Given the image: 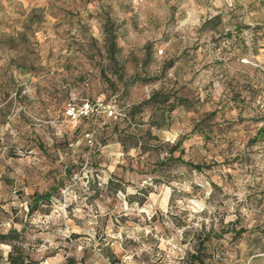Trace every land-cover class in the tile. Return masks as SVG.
I'll use <instances>...</instances> for the list:
<instances>
[{"label": "rangeland", "instance_id": "obj_1", "mask_svg": "<svg viewBox=\"0 0 264 264\" xmlns=\"http://www.w3.org/2000/svg\"><path fill=\"white\" fill-rule=\"evenodd\" d=\"M9 229L24 264H264V0H0Z\"/></svg>", "mask_w": 264, "mask_h": 264}, {"label": "trees", "instance_id": "obj_2", "mask_svg": "<svg viewBox=\"0 0 264 264\" xmlns=\"http://www.w3.org/2000/svg\"><path fill=\"white\" fill-rule=\"evenodd\" d=\"M183 102L184 99H180ZM176 105H173L174 108ZM41 200V203L47 202L49 200L48 193H41L37 196V199L34 202V205H29V211L38 210L37 202ZM16 233L15 229H9L7 233L0 232V242L8 243L11 246V250L8 252L7 259H4L0 254V264H24V257L21 256V253L18 251V248L15 246L13 238L11 235ZM194 251L190 253L188 262L185 264H204V259L201 257V250H205V245L198 243L194 245Z\"/></svg>", "mask_w": 264, "mask_h": 264}]
</instances>
